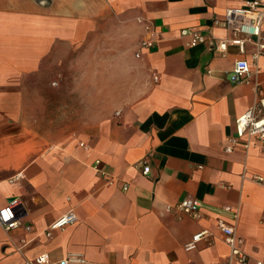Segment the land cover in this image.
Instances as JSON below:
<instances>
[{
	"label": "crops",
	"instance_id": "obj_1",
	"mask_svg": "<svg viewBox=\"0 0 264 264\" xmlns=\"http://www.w3.org/2000/svg\"><path fill=\"white\" fill-rule=\"evenodd\" d=\"M245 1L0 0V208L14 197L21 223L0 226V264L40 253L213 264L229 255L219 220L247 255L232 264H264V153L224 150L264 91V55L254 57L256 37L213 23ZM186 27L209 40L188 45ZM146 39L152 46L140 49ZM238 59L248 83L230 81ZM144 157L147 173L136 165ZM187 197L201 202L198 217L176 208ZM68 211L75 222L47 237Z\"/></svg>",
	"mask_w": 264,
	"mask_h": 264
},
{
	"label": "built area",
	"instance_id": "obj_2",
	"mask_svg": "<svg viewBox=\"0 0 264 264\" xmlns=\"http://www.w3.org/2000/svg\"><path fill=\"white\" fill-rule=\"evenodd\" d=\"M139 23H143L144 29L151 31V24L145 22L142 18H138ZM215 25L230 30L235 35L237 33L244 34L247 38L256 37L257 51L254 57L264 55V42L260 41L262 27H264V0H246L240 7H229L225 10L224 18L221 20H214ZM180 34L188 38V45L193 46L198 43H203L207 40L202 33L195 27H186L180 29ZM231 42L239 47L241 51L244 49V40L237 37L231 39ZM211 45L215 49L224 52L226 50V41L221 40L218 43L210 38ZM152 46L150 39L143 40L140 44V49L149 48ZM139 56V53H136ZM251 75V69L246 59H238L234 62L230 81L232 83H248ZM243 140L240 144L239 141ZM241 146L242 149L248 151L251 147H256L259 152L264 153V91L257 89V97L253 105L240 114L235 119V131L227 139L224 146L226 152H231L235 147ZM99 161H95V167ZM137 166L142 167V172L149 171L147 158L144 157L136 162ZM126 188V187H124ZM201 207V202L193 198H184L176 204V208L193 217H198V210ZM224 210H230L225 207ZM234 218L237 217L236 212ZM76 215L72 211H68L53 221L45 231V235L49 237L51 232L55 229H61L65 226L74 223ZM0 226L5 230L16 229L21 226L18 212L15 209L14 201L8 202L0 208ZM219 230L224 235V241L229 246L228 259L222 262H215L213 264H232V263H246L247 255L241 248V239L236 235L233 226L227 225L222 220L217 223ZM26 230L30 227L26 226ZM207 234L206 230L195 233L192 238L184 244L185 250H193L198 243ZM23 264H92L87 261L81 253H68L63 259L59 261H51L46 253H40L33 258L27 259ZM253 264H262V261H256Z\"/></svg>",
	"mask_w": 264,
	"mask_h": 264
},
{
	"label": "water",
	"instance_id": "obj_3",
	"mask_svg": "<svg viewBox=\"0 0 264 264\" xmlns=\"http://www.w3.org/2000/svg\"><path fill=\"white\" fill-rule=\"evenodd\" d=\"M14 199V197L8 198L7 202H11Z\"/></svg>",
	"mask_w": 264,
	"mask_h": 264
},
{
	"label": "rangeland",
	"instance_id": "obj_4",
	"mask_svg": "<svg viewBox=\"0 0 264 264\" xmlns=\"http://www.w3.org/2000/svg\"><path fill=\"white\" fill-rule=\"evenodd\" d=\"M65 108H66V106H65Z\"/></svg>",
	"mask_w": 264,
	"mask_h": 264
}]
</instances>
